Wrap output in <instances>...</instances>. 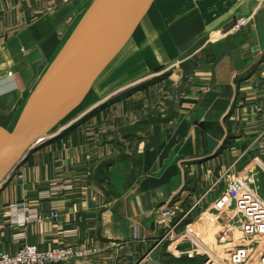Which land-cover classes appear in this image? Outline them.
<instances>
[{"label": "crops", "instance_id": "1", "mask_svg": "<svg viewBox=\"0 0 264 264\" xmlns=\"http://www.w3.org/2000/svg\"><path fill=\"white\" fill-rule=\"evenodd\" d=\"M83 1L0 0V115L18 103L44 44ZM222 25L193 45L192 69L180 71L187 84L180 111L155 145L102 159L92 173L85 144L63 146L65 132L34 147L16 170L22 180L10 177L0 189V255L24 245L71 246L93 253L64 264H203L187 244L161 240L157 209L177 202L181 217L226 170L244 177L264 171V0L248 19ZM224 191L220 182L177 234L194 228L222 248ZM50 212L58 219L35 221Z\"/></svg>", "mask_w": 264, "mask_h": 264}, {"label": "water", "instance_id": "2", "mask_svg": "<svg viewBox=\"0 0 264 264\" xmlns=\"http://www.w3.org/2000/svg\"><path fill=\"white\" fill-rule=\"evenodd\" d=\"M256 1L84 0L44 44L18 103L0 115V189L58 128L107 94L160 73L226 21L248 19Z\"/></svg>", "mask_w": 264, "mask_h": 264}, {"label": "rangeland", "instance_id": "3", "mask_svg": "<svg viewBox=\"0 0 264 264\" xmlns=\"http://www.w3.org/2000/svg\"><path fill=\"white\" fill-rule=\"evenodd\" d=\"M234 22L228 20L222 26ZM217 35L211 34L212 40L219 37ZM204 41L205 39L196 45V48L204 45ZM194 50L195 48H191L186 51L162 68L160 73L144 76L107 94L85 112L76 115L65 126L58 128L54 135L61 131L65 134L59 138L69 136L64 140L63 146L75 147L81 143L85 144L88 153V158L84 159L85 166L89 168L90 173L102 159L124 157L140 145L156 142L168 132L174 117L180 111V103L187 90L185 75L180 77V71L188 73L192 69L195 61V58L192 59ZM54 135V139L51 137L42 144L58 140L55 139L58 135ZM58 146L61 148L62 145ZM255 168L256 172L247 177L255 176L257 193L264 201V171L262 168ZM15 173L11 178L22 180V173Z\"/></svg>", "mask_w": 264, "mask_h": 264}, {"label": "built area", "instance_id": "4", "mask_svg": "<svg viewBox=\"0 0 264 264\" xmlns=\"http://www.w3.org/2000/svg\"><path fill=\"white\" fill-rule=\"evenodd\" d=\"M220 182L225 185L220 209L227 210V219L226 228L220 232L216 242L223 247L214 249L194 228L177 234V228L183 220L205 204L209 194ZM256 182L254 175L244 177L226 170L214 184L191 202L181 217L177 211V202L159 207L156 213L162 230L161 240L187 244L189 253L204 257L203 264H264V201L257 193ZM58 217L56 212H50L47 217H36L35 221ZM92 253V250L71 246L39 250L32 245H24L13 254L0 255V264H64L70 259L83 258Z\"/></svg>", "mask_w": 264, "mask_h": 264}, {"label": "trees", "instance_id": "5", "mask_svg": "<svg viewBox=\"0 0 264 264\" xmlns=\"http://www.w3.org/2000/svg\"><path fill=\"white\" fill-rule=\"evenodd\" d=\"M161 139V138H160ZM160 139H158L156 142H153L152 144H150V145H155ZM150 145H148V146H150Z\"/></svg>", "mask_w": 264, "mask_h": 264}, {"label": "bare ground", "instance_id": "6", "mask_svg": "<svg viewBox=\"0 0 264 264\" xmlns=\"http://www.w3.org/2000/svg\"><path fill=\"white\" fill-rule=\"evenodd\" d=\"M33 149H34V148H33ZM33 149H32V150H33ZM32 150H31V151H32ZM31 151H30V152H31ZM30 152H29V153H30ZM29 153H28V154H29Z\"/></svg>", "mask_w": 264, "mask_h": 264}]
</instances>
